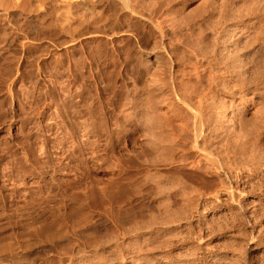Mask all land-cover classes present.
I'll return each instance as SVG.
<instances>
[{"label":"rangeland","instance_id":"374dc122","mask_svg":"<svg viewBox=\"0 0 264 264\" xmlns=\"http://www.w3.org/2000/svg\"><path fill=\"white\" fill-rule=\"evenodd\" d=\"M158 1L163 2V6L159 5V6H162V7H160L161 9L158 6L159 12L157 13V16L159 17V19H161V21L163 23V52L165 53L164 56L167 57V58H165V60H163L164 61L163 65H166L165 68H163V77H164V79H166V78L169 79L170 85H169V83H167L168 80L166 82L167 85L165 83L166 80H163V82H164L163 85L161 84L160 85L161 87L158 86V89H160L159 90L160 92L158 91V89L156 90L154 88H153V90L156 91V92H154L155 95H154V93H152L153 92L152 90L147 91V92H143L146 94H145V97L142 96V98H141L143 100L142 102L151 100V103H152V101L158 100L156 102L160 103L163 100L160 104L157 103V105H156L155 102H153L152 104H154L158 107L160 106V107L164 108L165 110H167V107H168V109L169 108L175 109L176 102L180 105V103L183 101V99L185 97H187L189 94V96H188L189 98L187 97L186 100H184V102L189 101V104L191 106L189 105L188 108L183 107L182 109L185 112L181 113L182 115L184 113L186 115L187 111H190V109L193 112H198L197 108L201 107L202 105L203 106L205 105L204 107L207 106L209 108L208 109L209 114L211 112L214 113L215 110H216L215 113L217 111L218 112L220 111V113L222 111H223V113L224 112L230 113L234 109L233 106H236L240 102L239 99H237L238 96L241 93L242 94L245 93V95L247 96L246 99H248V100H246V102H242L240 104L241 107L239 108V112H240V109L243 110V111L242 110L241 111H242L245 119L244 118L241 119V117H243V116H239L240 118L239 117L235 118L236 121H238L240 119V121L243 120L244 123L240 122V121L236 122L235 120H233L234 124L236 123L234 125L235 127L232 126L233 128L230 126V124L226 123L229 130L227 129V126H226L225 127L226 131L224 132L225 134L222 131H220L222 126L225 125V123H223L221 125L220 129H217L216 131L213 130L211 132L212 135L214 134V136L210 135L211 139H209V142H207V140H206V143H204V147L202 150H196V149H194L193 151L192 150H185V149H183V147H184L183 145H179L180 148H177L179 146H177V147L175 146L176 147L175 149H174V147H172V149H174V151L176 150L175 152L170 149L171 151L174 152L173 154L171 151H168V154H167L168 156L166 155V158L170 157V159H172V157L174 155L175 156V157H173V158H175V159H173L174 161L180 160V157L182 159V157H183L182 155H184L185 158H187L189 160L193 159L195 157H197V158L200 157V160H204V161H207L209 163L210 162L213 163L215 160H216V162H214V163H221L222 162L221 164H225V163L228 164V162H229V166H231L230 163L233 166H238L242 162H244L240 165L241 168L239 167L240 169H242V171L240 169H238L240 175L238 174L239 176L237 175L235 177H232L233 179L230 180L231 184H233L232 186H234L240 192V195L237 198L238 200L235 202L234 201L231 202L232 200L230 199V197H228V196L226 197L224 193H222V194L216 193L214 196L215 187H216L217 182L219 180L218 176H214V175H212V173H209V172H204V173L201 172L200 173V172H197L195 170H190V169H188V167L187 168L182 167L180 169L175 168L176 169V171H175V169H171L172 168V165H170L171 163H169V166H168V164H166V163H168V158L166 159L165 157L163 158V160L165 159L167 161L166 162H165V160L163 161V162H165V163H162V165L165 166V167H163L162 165H160V161H158L159 158L157 159V156H156V161L154 160L155 159V153H154V157H153L154 159L150 156L151 157L150 160H153L152 162L155 161L153 164L156 165V167L158 169L163 170V172L161 170H159L160 172L165 174V176H164L165 178L163 177V184H164L163 186L166 187L169 183H171L173 181L171 184H169V187L168 186L166 187V189H164L165 187H163L162 195L160 194L161 196H163V198H164L163 200H165V197H166V201L168 203L166 206L167 207L169 206V207L165 208L166 207L165 206V207H163V210H162V208H160V206H162L161 204L158 205L160 203V200H158L160 198V195L156 194L155 187H153V185L148 187L146 190H143L144 192L143 193L141 192L142 195L140 196V194H139L138 195L139 197L131 196L132 195L131 191L127 190L126 192L127 193L129 192L131 194L129 195V193H128V195H129L128 196L126 192L123 193V195L125 194L124 197L121 198L122 197V195H121V197H120L121 200L120 199L116 200V202L113 201L114 202V204H113V202H110V200L108 198H106L104 196L101 197L100 196L101 194L97 191V188L101 187V185L105 190H113V189L116 190V188L120 187V186L121 187L126 186L125 188L128 187L129 174L125 173L127 176H125V174H124L125 168L127 169L129 166V163L127 162V156L126 155L129 154V150L131 149L130 145L127 144L128 143L127 141L130 139L128 134L131 132L135 133V134L134 133L132 134V137L135 138V140L132 139L134 142L131 141V143L133 142L132 145L134 147H135L134 144H136L138 142V146L136 145L137 147H135V148L139 149V147H140V149H142L144 147V145H145V147L149 145V144L147 145V143L145 144V142H146L145 137L142 136V131L139 130L138 124L132 123V122H134L135 117L133 115H131V113H130V111H131V108H130L131 105L130 104L131 103L129 101H131V100L126 99L127 100L126 103H128V104H126V106H125L124 103H121V102H125V101H123L125 99L122 97H121V99L118 98L119 100H116L117 98H114V99L113 98H104L103 100H101L102 98H99L97 96H92V97H88V98L85 97V99H86L85 100L84 97H80V99H77L79 97L76 98V96H73V97H68L69 99L65 98V100L67 99V102H69L67 104L64 99L57 101L56 99H52L53 97L47 95V94H49L48 91H50L51 89H54V88L58 89V87H59L58 83L55 84L52 82V84H51V82H49V81H43V80L41 81L40 78L36 77L35 79H32L34 81V83L33 82L32 83L35 85V87L38 85L37 88H35V87H33L34 85L32 83L30 85V83H29L30 80L22 81V82H24V84H26L27 83L26 81H28L27 85L21 84L22 82L19 81L20 84H18V82H17L15 87L18 88L21 86L23 88V85H24L25 86L24 88L26 89V86H28V84H29V86L33 85L32 86L33 88L31 87V89H30V88H28L29 87L28 86L26 89L27 91H26L25 89H22L20 87L19 91L21 92V94L19 96L15 97V98L9 97V99H7V98L0 99V109H1L0 110V188H2V189H0V193L2 192V195H3L2 196L0 194V197H2V199H0V201L2 200L0 202L1 203L0 204V221H1L0 222V228L2 227L1 228L2 230L0 229V246H2L3 244L4 245L7 244L6 246L3 245L2 248L0 247V254H1L0 259H2V258L4 259V260L2 259V261H0V263H2V264H12V263L16 264L15 259L17 258L19 253L31 252L30 253L31 257H29L31 260L28 259V260H30L29 264H38V263H40V264H65V263L66 264H77V263L78 264H86L85 262H88L87 264H92L93 261H94L93 264H144V263H146V264H259V262L261 263L262 261L263 262L261 264H264V213H263L264 212V163H262L263 159H262V157L260 158V154H258L259 156H257V158L254 157L256 160L255 159L251 160L252 159L251 156L246 157L247 156L246 151H248V150H246L247 148L245 146V141H246V145L249 144V140H247V136L249 139H251L252 137H253L252 139H254V137L255 138L258 137L257 141H259V142H257V146H259V145L261 147L264 146L263 145L264 144V121H263L264 120V118H263L264 117V112H263L264 111V108H263L264 103H262L264 101L263 100L264 91H262V88L264 89V84H263L264 83V81H263L264 77L262 75L263 78L261 80L263 81V83H261L262 81L259 82V83H261L260 84L261 90H260V87L257 90L258 92L260 90L259 93L256 92V89L253 87V84L250 86L251 83L250 84H248L246 82L243 83L244 85L245 84L248 85V87H247L248 90L246 89V87L243 88V84L241 85V88H240V85L239 84L237 85L235 83L236 82L239 83V80L241 81V79H239V80L237 79L236 82L234 83V81L236 79V77H234V76H237V75H235L236 74L235 72H232V74H231L234 81H233L232 77L229 78L230 75L228 76V74H230V73L225 74L226 73L225 71H221V72H225L224 74L221 75V72L219 69H223L222 67L225 65H223L222 62L217 64V62H219V61H217L216 58H215L214 62H216V61L217 62L213 63L214 65L209 64L206 60L209 59V62L212 63L213 60H211V59H213L214 56H212L210 54H209V56H208V54H206V55L203 54V55H205L203 57L201 51H199V48L196 50V47H197L196 45L198 43H200L197 41H199L202 37H203L202 39H204V37H206V36L208 37L211 34L212 37L218 38L219 35L221 34V32H223V30H224L223 28L227 27L226 28V32L228 31L227 33L231 32V30L236 28L240 24L238 19L241 17H243L241 19L245 21L246 18L249 16L247 18V21H245V23H249L251 20L250 19L251 15L247 14L248 11H246V14L244 12H242V14H239L237 16L236 15L235 16L233 15L231 17L227 16L226 12H227V10L229 11L228 8H230L229 3H228V5H226L227 2L225 3V1H227V0H225V1L224 0H221V1L220 0H205V1L204 0H194V1L193 0H179V1L178 0H158ZM246 1H249V0H245L244 2H246ZM235 2L240 4L239 2H242V1L236 0ZM259 2L261 4L262 3L264 4V0H262V1L258 0V5H260ZM210 3L212 5V7L207 8L208 5H210ZM194 4H195V6H196V4L207 5V7L205 6V8L207 10L205 8H203L201 5L200 6L197 5V6H198V8L200 7V8L205 9L209 14L207 12L204 14H201L202 12L200 11L201 15L199 16V18H197V14H196V16L193 17L192 21L194 23H192L190 21H189V23L188 22H180L177 14H179L178 12H180L181 8L182 7H183V9L186 8V11H188V9L191 8L190 6H194ZM195 6L192 7L191 9L194 10ZM226 6H228V7L226 8ZM212 8L215 10H212ZM216 9H219L218 12ZM209 10H210V12H209ZM176 11H178V12H176ZM198 11L196 13H198ZM215 11H216V13H215ZM174 12L177 13V14H175V16L173 15ZM203 12H205V11H203ZM167 14L168 15L171 14V15L168 16ZM219 14H221L220 16L222 18L219 16ZM224 14H225V16H224ZM204 15H208V17L204 16ZM240 15H241V17H240ZM246 15H248V16H246ZM225 17L227 18L226 20H225ZM194 18H195V20H194ZM248 20H249V22H248ZM177 21H178V23H180V24L183 23L184 25L182 24L183 25L182 26V25L176 23ZM206 22H208L209 24H211L213 22L214 26H213V24H211L212 29L210 28V25L206 24ZM190 23H191V25H190ZM204 23L206 24V28H205ZM224 24L226 25V27H224L225 26ZM207 25H208V27H207ZM209 28H210V30H209ZM197 31H198V33H197ZM201 33L204 36L201 35ZM173 34H175V35H173ZM200 36H201V38L199 39ZM192 40L193 41L195 40L196 43H195V41L193 42ZM170 41H172V42H170ZM202 41L204 42V40H202ZM189 42H193L194 45L192 43H189ZM203 42L201 44H203ZM259 43L256 44L255 48L259 49V46L262 47L264 45L263 44L264 42L262 44L261 43L259 44ZM191 44L194 46L193 47V48H195L194 50L191 48V46H192ZM201 44H198V46ZM202 46H204V44L199 46V47H201L200 49H202ZM240 46L243 47L244 45L241 44ZM217 47L220 50V47L219 46H217ZM217 47L215 48V50L216 49L218 50ZM261 47L259 50H262L261 51L262 53L260 51L259 52L261 54H263V57H264V53H263L264 47H263V49ZM190 48L194 52H191ZM239 49H241V48L239 47ZM244 49H246V47ZM197 51H198V53H197ZM214 52L211 54H213V55L215 54L216 57L219 56V54H218L219 51L215 52V53ZM210 56H212V57H210ZM206 57L208 59H206ZM263 57H261V58L263 59ZM166 59L167 60L169 59V60L167 61L168 63L165 64ZM206 62H207V64H206ZM221 63H222V65H221ZM224 64H226V63H224ZM209 66H210V68L207 69ZM165 69H167V70H165ZM260 69L262 70L263 68L261 67ZM194 70H195V72H194ZM207 70L210 71L212 78L214 76V81H213V79L210 80L211 76H209L210 79H208L209 77L208 78L206 77V75L207 76L210 75L209 72L207 73ZM218 70H219V72H218ZM169 71L171 74L170 73L168 74ZM262 71H264V69ZM262 71H260V72H262ZM212 72H213V75H212ZM205 73H207V74L205 75ZM215 73L218 75L216 76ZM233 73H235L234 76H233ZM164 74L165 75L167 74L169 76L166 77ZM262 74H264V73H262ZM170 75H172V76H170ZM227 76H228V78H227ZM170 77H172L173 80L170 79ZM178 78H179V80H178ZM219 78H220V80H223V81H220ZM37 79H39V80H37ZM175 79H177V81ZM36 81H38V82H36ZM183 81H184V83H183ZM41 82L45 85H43ZM46 82H48V84L50 83L51 87L49 85H47ZM174 82L176 85L174 84ZM220 82L224 84L223 86H225V84H227V85L225 87H223L222 85H220L221 84ZM225 82H227V83H225ZM62 83L64 84V82H61L60 84H62ZM63 84L60 86L63 87L65 85V84L64 85ZM187 84L190 87H188ZM231 84L233 87H235V85H237L239 87L236 86L237 89H236V87L232 88V86H230ZM262 84H263V86H262ZM40 85H41V87H40ZM254 85L259 86L258 83L254 84ZM53 86H54V88H53ZM162 86H164V87H162ZM171 86H172V89L170 88ZM173 86H174V88H173ZM175 86H177V87H175ZM228 86L231 87V88H229V89H231V92H230V90L228 91L225 89ZM62 87H59V89H61ZM250 87H251L252 91L250 90ZM39 88L40 89L43 88L42 92L40 91L42 95H37L39 92V91L37 92V89L40 90ZM47 88H49V89H47ZM77 88L80 89L79 87H77ZM28 89L30 91H32V93L30 92V94H26L27 97H25L24 93L28 92L29 91ZM176 89H178V90H176ZM188 89H191L192 91L188 90ZM21 90H23V92ZM173 90H175V91H173ZM241 90H242V92H241ZM245 90H247V91H245ZM185 91H187V92H185ZM189 91H191V92H189ZM148 92H151V95L153 94L154 100L150 97L148 99V96H146L148 94ZM169 92H171V93L169 94ZM251 92H254V93H251ZM161 93H163V94H161ZM231 93L233 96L231 95ZM233 93L236 95H234ZM260 93L262 95H260ZM35 94L37 96H35ZM248 94H250V95H248ZM22 95H23V97L20 98V96H22ZM31 95L34 97H37V98H34ZM185 95H187V96H185ZM217 95H218V97H217ZM41 96H43V97H41ZM161 96H163L162 99H161ZM182 96H185V97H182ZM212 96H214V97H212ZM220 96H221V102L219 100H217V99H219ZM249 96H251V97H249ZM50 97H51V99H50ZM95 97L98 100H96ZM222 97H224V98H222ZM90 98L91 99L93 98V99L90 100ZM3 99H6V100H3ZM72 99H73V101H72ZM99 99H100V101H99ZM109 99L111 100V102ZM144 99H146V100H144ZM159 99H161V100H159ZM187 99H189V100H187ZM204 99H205V101H204ZM228 99L229 100L231 99V100L227 101ZM250 99H252V100H250ZM256 99H260V100L257 101ZM54 100L57 101V104L59 107L57 106V104L55 103L56 101H54ZM104 100L106 101V103H104ZM190 100H192V101H190ZM214 100H215V102H214ZM216 100L218 102H220L219 104H221V103L224 104L223 105L224 107H222V105L220 106L216 102ZM167 102H169L170 105ZM228 102H230V103L232 102L233 105L231 106V104H232L231 103L230 104L231 107H230ZM54 103H55V106H54ZM171 103H173L174 105ZM213 103H215L216 105ZM235 103H237V104H235ZM65 104H66L67 108L64 107ZM83 104H84V106H82ZM87 104H89V105H87ZM165 104L168 106H166ZM62 105H63V108H66L67 111H68V109L70 110V107L72 106V109L70 110V112L72 110H73V112H71V114H70L69 111L67 112L65 109H64L65 111H63ZM122 105H123V107L125 106L124 107L125 110L123 109ZM214 105H215V107L216 106H218V107H216V109H215V107H214V109H212ZM226 105H227V107L229 106V108H227ZM21 106H23V108ZM165 106H166V108H165ZM170 106H172V107H170ZM195 107L197 110L195 109ZM207 107H206V109H207ZM210 107H211L212 111H210L211 110ZM221 107L224 109L222 110ZM225 107L227 109H225ZM75 108H78L77 109L78 112L76 111ZM201 108H203V107H201ZM260 108H261V111H260ZM74 109H75V112H74ZM80 110H82V113H84V110H85V113L82 114ZM165 110H163V111H165ZM169 110H167L165 112L167 114L169 113V115H171V117H172V118L170 117L171 121L172 120L174 121V122L172 121L173 126L176 127L177 124H179V122H181V119H180L181 114H179L180 117L178 116V114H177V116H175L172 113H170ZM180 110L179 111L175 110V111H178L176 113H179ZM183 110H181V111H183ZM118 111H121L122 115L124 114L123 112H128L125 114H128V115L130 114L132 117H134V119H132L131 116L129 115V116H125V118L122 121V119L121 118L119 119L118 117H123V116ZM114 112L115 113L117 112L116 114L117 115L119 114V116H117ZM260 112L262 115L259 114ZM79 113L82 115L83 119H82V117H80L81 115ZM112 113H113V115H112ZM64 116L66 118H68L70 116L71 119L70 118L69 119L71 121L75 119L73 121V123L78 118L80 120L78 119L77 124L75 122V125H77V126H75L74 124L71 125L69 122L67 123L65 121L68 125L69 124L71 125V126L69 125L70 126L69 127L67 124L64 123V120L66 119V118H64ZM92 116L93 117L97 116V118L100 116L101 117L103 116L102 118H98V120H100V121L102 119H106L107 116H108V118L110 116L111 117L113 116L112 119L116 118L114 120L109 119L110 122L112 123V124H110V126H112L114 124V127H115L116 122L118 125L117 129H116V127L115 128L112 127V129L114 128L113 129L114 130V136L115 135L119 136V137L115 136V140L117 139L116 141H118L116 148L110 147L111 148L110 149L109 146H108V148H106L107 145L103 144L105 142H103L101 145V142L100 143L96 142L95 136L91 137L92 135H90V137H88V138L86 136H83V135H82L83 138H80L81 136L79 137V140L81 139V141L86 139L87 144H86V140H85L81 144L77 143L78 141L74 142V145H71V143H73V142H71V139H73V138L69 139V138L64 137V136L68 137L67 133L69 132L71 127H73L74 129L77 128V130H80L83 127L81 129L82 132L80 131L81 134L84 132H88L89 131L88 129L91 125L92 126L90 127V130L98 128L99 124L97 125V123H96V122H98V120L96 121L95 118H93ZM89 118H92V121H90L91 119H89ZM260 118H261V120H260ZM125 119L127 121L130 119V121H128V123L124 122V121H126ZM84 121L86 122V124ZM93 121H94V123H93ZM113 121H115V122L113 123ZM121 121H122V123H121ZM78 122H80L84 126H82V125L79 126L80 123L78 124ZM87 122H88V124H89V122H91L92 124L90 123L89 125H87ZM119 122L121 125L118 124ZM93 124H95V125H93ZM133 124H136V125H133ZM166 125H163V127L164 126L166 127ZM256 125H257V127H256ZM167 126H169V125H167ZM171 126H169V127L171 128ZM86 127L88 129H86ZM169 127H167V129ZM225 128L222 130L224 131ZM84 129H86L87 131H84ZM237 129H240V130H237ZM66 131H67V133H66ZM116 131L118 133H120L121 131L122 132L120 134H118V133L116 134ZM127 131H129L128 134L125 133ZM229 131H230V133H228ZM239 131H240L239 135H241L240 138H242L241 141L244 144L239 140V136L236 135V134H238L237 132H239ZM232 132H234V133H232ZM241 133H243V135ZM251 134H252V136H251ZM244 135L245 136L247 135V136L245 137ZM253 135H255V136H253ZM258 135H260V136H258ZM84 137H86V138H84ZM143 137H144V140H143ZM212 137L213 138L217 137V138L213 139ZM220 137L224 140H222ZM90 138H95V139L90 140ZM230 138H232V139H230ZM226 139H227V141H225ZM67 140L69 141V143H66ZM92 140L95 141L97 144L95 142H93V143H95L93 145V143H91ZM229 140L230 141L232 140V141L230 142ZM237 140H239V141H237ZM247 141H248V144H247ZM235 142L237 144H235ZM83 143H85V144H83ZM231 143H232V145H231ZM90 144H92L93 147H91L92 145H90ZM140 144H142V145H140ZM233 144L235 145V147L233 146ZM241 144H243V145H241ZM68 145H69V148H68ZM77 145H78V147H77ZM118 145H120V146H118ZM238 145H240V146H238ZM86 146H87V148H86ZM97 146L99 147V152L97 151V149H98ZM101 146L104 148H102ZM209 146H211L212 148L210 149ZM241 146H245L244 148L246 151L244 150L245 151L244 153H243L244 148H241ZM71 147H73V148H71ZM74 147L78 148V149L76 150ZM79 147H81V150L84 149L83 151H85V152L81 151V153H80ZM228 147H229V149L230 148L231 149L229 150ZM62 148L63 149L65 148L64 149L65 151ZM205 148H206V150L208 149L209 152H208V150L205 151ZM225 148H226V150L228 149L229 151L227 150L228 151L227 152L225 150ZM234 148H236V149L234 150ZM104 149H105V151H103ZM213 149H215V150H213ZM216 149H217V151H216ZM57 150H59V151H57ZM101 150L103 153L101 152ZM144 150H146V149H144ZM147 150L149 151V149H147ZM178 150H180V151H178ZM210 150H211V154H210ZM68 151H71L69 153V155L67 153ZM76 151H78V152H76ZM93 151H94V153H93ZM62 152H64V154ZM65 152L67 154H65ZM72 152L75 155H72L73 154ZM82 152H83V154H82ZM170 152H171V154H170ZM239 152H241V153H239ZM92 153H93L92 157H94V158L91 157ZM219 153H220V155H222V153H223L224 155H227V156L222 155L223 158H222V156L219 157ZM247 153L249 154V152H247ZM61 154L65 155V157L62 156ZM81 154H82L81 157L83 158V160L79 157V155H81ZM101 154H102V157L104 156L103 159H102V157H100ZM122 154H124V155H122ZM150 154H151V152H150ZM59 155L62 156L63 158L61 159V157ZM97 155H98V157H97ZM151 155L153 156V154H151ZM206 155H207V157H206ZM244 155H246V156H244ZM55 156L56 157L58 156L57 159ZM202 156H203V158L201 159ZM258 157H259V159H258ZM78 158H79V161H78ZM105 158L107 159L106 160L107 162L105 164H103L102 169L100 167L99 168L97 167V170H95V171L92 170L93 168L91 167V165L94 166L95 164L96 165H98V163L100 164V162H105L104 161ZM204 158L205 159L208 158L209 160L213 159V160L209 161L208 159L205 160ZM218 158H220L221 161L218 160ZM224 158H226L229 161H227ZM242 158L243 159L246 158V159L243 160ZM72 159H74V160H72ZM96 159H99V162H97ZM101 159L103 161H101ZM248 159L251 161L249 162ZM52 160H54L53 161L54 163L52 162ZM55 160L56 161L58 160V162H59L58 166H60V168L58 167L60 173L56 174L57 175L56 178H55L56 175L52 174L53 168H54V167L52 168V166H54V164L57 163V162H55ZM80 160L82 163L80 162ZM234 160L236 162H234ZM240 160H242V161H240ZM85 161L88 163L91 162L90 163L91 165L88 163L84 164L83 162H85ZM157 161H158V164H156ZM254 161H256L257 163ZM92 162H94L93 163L94 165L92 164ZM117 162H118V165H117ZM233 163H235V165ZM7 164H8V166H7ZM51 164H52V166H51ZM82 164H84V165H82ZM236 164H238V165H236ZM85 165H87L86 166L87 168L85 167ZM126 165H128V166H126ZM173 165H176V163ZM88 166H90V167L88 168ZM158 166H160L161 168H159ZM223 166H225V165H223ZM225 167H228V165H226ZM243 167L246 169L244 170ZM64 168H65V170H64ZM85 169L89 173H86ZM172 170H174L175 172ZM179 170H180V172H179ZM194 171H195V173H194ZM119 172H121V174ZM186 173H188V174H186ZM5 174H7V175H5ZM208 174H209V176H208ZM87 175H89V177H87ZM196 175H198V176H196ZM166 176L168 178V181L166 179ZM210 177L211 178L214 177L211 179V180H213L212 181L213 184L210 180ZM90 178H93L92 180H94L95 182L97 181V182L92 183V180ZM174 178H178V179H176L177 182ZM203 178H204V180H203ZM56 179H57V181H56ZM83 179H85V180H83ZM181 179L183 180V183L186 182V184L188 183L187 185H190V186L186 185V187H184L185 184H183L184 185L183 189H185V190H183L184 193H183V191H181L182 189L177 185L179 180H180L179 183L182 184ZM170 180H172V181H170ZM164 181H167V182L164 183ZM123 182H124V184H122ZM173 184H175L177 186H175ZM116 185H117V187H116ZM171 185H173V186H171ZM197 185H199V186H197ZM213 185L215 187H213ZM106 186H107V188H105ZM188 187H189V189H188ZM167 188H169V190ZM195 188H196V190H195ZM209 188H211V189H209ZM34 189H36V190H34ZM244 189H246V190H244ZM166 190H168V191H166ZM191 190H192V192H191ZM194 190L197 191L198 193L195 192ZM203 190H205V191H203ZM243 190L245 192H243ZM153 191H154V193H153ZM3 192H4V194H3ZM189 192H191V194ZM193 192H195V193H193ZM206 192L207 193L210 192V193L207 194ZM86 193H88V194L86 195ZM203 193H206V194H203ZM82 194H83V196H82ZM116 195L118 196L119 194H116ZM150 195L151 196L157 195L156 197H151V198L153 199V201L155 203H157V204H155V207L157 208V206H159V209L158 208L153 209L155 207H153L151 209L145 208L144 212L141 209V210H139L140 215H138V213L132 212V211H134L131 208L133 205L132 203L136 202V200H137L138 203H136V204L138 205V207H140L142 203L146 204L145 202L150 199ZM198 195H200V196L198 197ZM125 196H127L126 197L127 199H125ZM207 196H208V198H207ZM99 198H101V199H99ZM118 198H119V196L117 197V199ZM133 198L135 199V201ZM32 201H34V202H32ZM117 202H119L120 204ZM178 202H180V203H178ZM121 203L122 204L125 203V204H123L124 206ZM194 203H196V204H194ZM251 203H253V205ZM80 204H83V205L85 204V207L83 205L82 206L84 208L87 207L88 209L87 208H86L87 210L82 209L83 207L81 206L82 207L81 208L79 206ZM192 204H194V207ZM8 205H10V206H8ZM119 205H121V206L119 207ZM153 205H154V203H153ZM247 205H248V207H247ZM106 206H107V208H106ZM75 207L76 208L78 207V208L76 209ZM124 207H126V208H124ZM123 208L126 210H124ZM78 209H80L79 212H78ZM244 209H247V210H244ZM84 210L86 211L85 212L86 214L83 212ZM159 211H161V212H159ZM82 212L85 215H83ZM118 212H120V213H118ZM123 212L126 213L127 215L124 214ZM78 213H82V214H78ZM147 213H149L150 215ZM77 214H78V217H80L81 215L85 216L84 218L87 219L86 221L89 223V226L94 227L93 229H91L92 231L89 232L91 234H89V235L84 234V236L86 235L85 237L83 236V234H81L82 236L81 235L79 236V234L77 233V230H79V227L81 229L82 226H84V223H87V222L84 220V218L82 219V216L78 219L79 220L82 219L85 222L83 223L82 220H80V221L83 224L81 222H78V219L76 216ZM70 215H72V216H70ZM22 216H23V218H22ZM120 216H122V217H120ZM155 217H157L158 219H156ZM211 217H213V218H211ZM135 218H137L138 222H140V223L143 222L142 223L143 225L138 223L139 226L141 225L140 228H139L137 222L134 220ZM74 219H76L75 222H74ZM149 219H152V220H149ZM177 219L179 222L177 221ZM143 220L146 223H144ZM154 220H156V221H154ZM88 223H87V225H88ZM92 223H93V225H91ZM132 223H134L135 225ZM155 223H157V224H155ZM80 225H82V226H80ZM147 225H148V227H147ZM4 226H6V227H4ZM33 226H35V228ZM45 226H48L49 228L45 227ZM135 228H137V230ZM149 228H151V231H153V233H154L153 234L154 238L151 240V241H153V240L154 241L150 242V244L148 243L147 245H145L147 247L142 246L144 249L141 248L140 249L141 251H139V250H137L134 242H136L138 238H139V241H140V238L142 240L141 236L143 235V232L144 231L145 232L150 231ZM44 229L47 230L48 232H52V234H53L52 239L47 238L48 240H46V237L44 236L45 235ZM147 229H149V230H147ZM48 232H46V234H48ZM75 232H76V234H75ZM145 232H144V234H145ZM40 233L41 234L43 233L44 235H41ZM35 234H37L38 236L37 235L35 236ZM155 234L157 237L155 236ZM139 235H140V237H139ZM135 239H136V241H133ZM56 240H57V243H56ZM5 242H6V244H5ZM239 242H240V244H239ZM10 244H11V246L9 247L8 245H10ZM49 244H51L52 246ZM42 245H48L49 247H51V249H46V250H44L45 248L41 249ZM3 247L5 248V250H3ZM1 249H2V251H1ZM117 249L121 250V252L118 251ZM96 251L97 252L99 251L98 253L100 254V257H102V258H100V260L99 259L97 260V258H95L97 256ZM95 253H96V255H95ZM91 255L95 256L94 257L95 259L93 257H91ZM84 258H87L88 260L86 261V259H84ZM91 258H93V259H91ZM82 259L85 262H83ZM89 260H90V262H89ZM95 260H96V262H95ZM10 261H12V262H10ZM98 262H100V263H98Z\"/></svg>","mask_w":264,"mask_h":264},{"label":"bare ground","instance_id":"6f19581e","mask_svg":"<svg viewBox=\"0 0 264 264\" xmlns=\"http://www.w3.org/2000/svg\"><path fill=\"white\" fill-rule=\"evenodd\" d=\"M179 1V0H178ZM194 1V0H193ZM205 1V0H204ZM221 1V0H220ZM225 1V0H224ZM223 1V2H224ZM236 0H227L225 1V3L227 2L226 5H228L229 3V11L227 10V16L231 17V16H237L239 14H242V12H244L246 14V11L247 14L251 15L250 17V22L248 20L249 23H245V21H247V18L249 17L248 16L246 18V20H242L241 18V15L238 19V21L240 22V24L234 28L233 30H231V32L227 33L226 32V25L224 27L226 28H223V32H221V34L219 35L218 38L216 37H212L211 34L207 37H204V39L201 38V36L199 37V41L197 42H200L198 44H201L203 42L204 46H202V49H200L201 45L198 46V44L196 45V50L199 48V51H201L202 53V56L204 57L206 54H209L214 56L212 63L209 62V59L206 57V60L209 64H213V63H216L217 61V64H219L220 62L223 63V66L222 68L223 69H219L220 72L221 71H225V72H221V75L222 74H227V73H230L228 74L229 78L232 77L231 74L232 72H235L233 73V76L234 74L237 75V76H234L236 77L234 83L236 82V80L238 79H241V81L239 80V83H235V84H239L240 85V88H241V85L246 82L248 84H250V86L253 84V87L256 89V92H258V88L260 87V84L263 83V81L261 80L263 77H264V71H262L264 69V57H263V54H261L262 50H259L261 46H259V49L255 48L256 47V44L257 43H263L264 42V4L260 3V5H258V0H249V1H246L244 2L245 0H240L242 2H239L240 4H238L237 2H235ZM239 1V0H237ZM260 1V0H259ZM262 1V0H261ZM192 2V1H191ZM203 2V1H202ZM213 2V1H212ZM211 2V3H212ZM218 2V1H217ZM167 3V2H166ZM201 3V2H200ZM205 3V2H204ZM201 5L203 8H205V6L207 8H211L212 5ZM222 3V2H221ZM207 4V3H206ZM213 4V3H212ZM219 4V3H218ZM224 4V3H223ZM159 5H162L163 6V2L162 1H158V0H0V99L2 98H7L9 99V97H17L21 94V92L19 91V88L21 87H15L17 82L18 84L19 81L22 82V81H25V80H30L29 83L31 85V83L34 81L32 79H35L36 77L37 78H40L41 81H49L55 84L58 83L59 87H62L60 85L61 82H64V86L59 89H55L54 86L53 88L54 89H51L49 92V96L53 97L52 99H56L57 101L58 100H62L65 98L69 99L68 97H73V96H76L79 97L77 99H80V97H92V96H97L99 98H102L101 100H103L104 98H117L116 100H119L122 98H124L125 102H121V103H124L125 106L127 102L126 99H130L131 101H129L131 104L130 108H131V115H133L135 117H132V119H134V122L132 123H137L138 124V127H139V130L142 131V136L145 137V144L147 143L148 146L145 147L144 145V149H149V151L147 150H144L143 148L140 149H137L135 147L138 146V142L135 145V147L132 145L133 144V140H135V138L132 137V134L134 132H131L129 133V131L125 132V133H129V137L130 139L127 141L128 145H130V150H129V154L126 155L127 156V162L129 163V166L128 168L126 169L125 168V172L124 174L128 173L129 174V182H128V187L125 188L126 186H123V187H117L116 185V190H105L102 185L101 187L97 188V191L101 194L100 196H104L106 198H108L110 200V202H116V200H121V198L124 197L123 193H125L127 190L128 191H131L133 197H139L138 195L140 194V196L142 195L141 192L143 193L144 191L143 190H146L148 187L152 186L155 187V191H156V194L157 195H162V192H163V177L165 176L163 172V170L161 169H158L156 167V165H154L153 163L156 161V156H157V159L158 161H160V165H162V163H165L167 160H165V162H163V158L165 157L166 158V155L168 154V151H171L179 146V145H183V149L185 150H202L203 147H204V143H206V140L207 142H209V139H211L210 135H212V131H216L217 129H220L221 125L223 123H225L224 126H222L221 130L223 133L226 131V126L227 124H230V126H234V121H236L235 118L239 117V116H243V113H242V109H240V112H239V108L241 107V103L242 102H246V95L245 93H241L237 99H239V104H237L236 106H233L234 109L230 112V113H227V112H224L223 113V109L222 107H224L223 105L224 104H219L221 102V96L219 97V100L220 102H218L216 100V102L221 106L222 105V112L220 113V111L217 113H214L211 112L210 114L208 113V107L206 109V107H204L203 105L201 107H198L195 109L198 111V112H193L190 108V111H187V114L185 115V113L182 115L181 113L185 112L182 108L183 107H189V101L187 102H184V100H186L187 97L185 96H182V97H185L183 99V101L180 103V105L176 102L175 104V109L174 108H169L167 107V110L170 111V113H172L173 115L179 116V114H181V122H179V124H177L176 127L173 126V123L171 121V115H169V113L167 114L165 111L164 108L162 107H158L156 106L157 103L160 104L159 102H156L158 100H155V101H152L156 103V105L152 104L151 103V100L150 101H145V102H142L143 100L141 99L142 96L145 97V94L146 93H143V92H147V91H150L152 90L151 92L154 93L156 91L153 90L154 89H158V86H160L161 84L163 85V80H166L165 83H169V79L166 78L164 79L163 77V68H165L166 65H163V60H165V53L163 52V23L161 21V19H159V17L157 16V13L159 12V8L162 7V6H159ZM183 5V4H182ZM194 4L195 6V9H191L192 7L194 6H190L191 8L188 9V11H186V8L183 9V7L181 8L180 12H178L179 14L177 13H173V15L175 16V14L178 15L179 17V20L180 22H192L194 23L192 20H193V17L196 16L197 14V18H199V16L201 14H204L206 13L207 9H203V8H198V5ZM215 5V4H214ZM220 5V4H219ZM159 6V8H158ZM166 6V5H165ZM197 7V8H196ZM216 7V6H215ZM228 6H226L227 8ZM180 8V7H179ZM178 8V9H179ZM188 8V7H187ZM220 8V7H219ZM161 9V8H160ZM168 9V8H167ZM197 9V10H196ZM200 9V10H199ZM223 9V8H222ZM165 10V9H164ZM185 10V11H184ZM196 10V11H195ZM199 10V11H198ZM205 12H203V11ZM212 10H215L212 8ZM217 12L219 9H216ZM226 10V9H225ZM166 11V10H165ZM173 11V10H172ZM175 11V10H174ZM198 11V13H196ZM200 11L202 12L200 14ZM222 11V10H221ZM210 12V10H209ZM224 12V11H223ZM229 12V13H228ZM208 13V12H207ZM216 13V11H215ZM225 13V14H226ZM209 14V13H208ZM224 14V16H225ZM229 14V15H228ZM163 15V14H162ZM168 15V14H167ZM171 15V14H170ZM168 15V16H170ZM176 15V16H177ZM218 15V14H217ZM221 14H219L220 16ZM173 16V17H174ZM204 16H207L208 15H204ZM226 16V17H227ZM162 17V16H161ZM206 17V18H207ZM221 17V16H220ZM219 17V18H220ZM225 17V20L227 19ZM175 18V17H174ZM177 18V17H176ZM196 18V17H195ZM194 18V20H195ZM196 18V19H197ZM201 18V17H200ZM204 18V17H203ZM210 18V17H209ZM214 18V17H213ZM222 18V17H221ZM220 18V19H221ZM234 18V17H233ZM172 19V18H171ZM211 19V18H210ZM209 19V20H210ZM230 19V18H229ZM232 19V18H231ZM164 21V20H163ZM211 21V20H210ZM230 21V20H229ZM237 21V20H236ZM237 21V22H238ZM214 22V21H213ZM213 22L211 24H213ZM178 23V21L176 22ZM227 23V22H226ZM165 24V23H164ZM180 24V23H178ZM177 24V25H178ZM183 23H181L180 25H182ZM199 24V23H198ZM205 24V23H204ZM206 24L210 25V28H211V24H209L208 22H206ZM206 24H205V28H206ZM166 25V24H165ZM184 25V24H183ZM182 25V26H183ZM191 25V23H190ZM207 25V27H208ZM197 26V25H196ZM214 26V24H213ZM204 27V26H203ZM209 28V30H210ZM221 28V29H222ZM229 28V27H228ZM233 28V27H232ZM190 29V28H189ZM208 29V28H207ZM212 29V28H211ZM187 30V29H186ZM205 30V29H204ZM170 31V30H169ZM203 32V31H202ZM174 33V32H173ZM198 33V31H197ZM168 34V33H167ZM165 35V34H164ZM175 35V34H173ZM194 35V34H193ZM201 35H203L201 33ZM218 35V34H217ZM204 36V35H203ZM216 36V35H215ZM175 37V36H174ZM191 37V36H190ZM197 37V36H196ZM173 39V38H172ZM193 41V40H192ZM195 41V40H194ZM193 41V42H194ZM172 42V41H170ZM193 42H189V43H192L194 45ZM196 43V41H195ZM259 43V44H260ZM191 44V45H192ZM244 45L243 47L240 46V45ZM264 44V43H263ZM183 45V44H182ZM191 46V48L194 50L195 48H193L194 46ZM219 46L220 47V50L219 48L217 47ZM190 47V46H189ZM218 48V50L216 51L215 48ZM239 47L241 49H239ZM246 47V49H244ZM248 47V48H247ZM264 45L261 47L263 49ZM190 48V50H191ZM193 50H191V52H194ZM264 50V49H263ZM183 51V50H182ZM218 52L219 51V56L216 57V55L214 54H211L213 52ZM261 53H260V52ZM204 52V53H203ZM214 52V53H215ZM190 53V52H189ZM196 53V52H195ZM198 53V51H197ZM264 53V52H263ZM177 54V53H176ZM191 54V53H190ZM205 54V55H203ZM189 55V54H188ZM196 55V54H195ZM262 55V56H261ZM210 56V57H212ZM202 57V58H203ZM219 57V58H218ZM263 57V59L261 58ZM196 58V57H195ZM216 58V62H214ZM218 58V59H217ZM169 60V59H168ZM166 59V63H168V61ZM173 60V59H172ZM194 60V59H193ZM199 60V59H198ZM210 60V61H211ZM206 62V64H207ZM221 63V65H222ZM226 63V64H224ZM205 64V65H206ZM208 64V65H209ZM260 64V65H259ZM203 65V64H202ZM214 65V64H213ZM164 66V67H163ZM217 66V65H216ZM263 68L262 70L260 68ZM193 68V67H192ZM207 68V67H206ZM210 66L207 68L209 69ZM221 68V67H220ZM170 69V68H169ZM182 69V68H181ZM199 69V68H198ZM167 70V69H165ZM211 70V69H210ZM218 70V72H219ZM262 71V72H260ZM165 72V71H164ZM195 72V70H194ZM209 72L210 74V71L207 70V73ZM166 73V72H165ZM170 73V71L168 72V74ZM177 73V72H176ZM189 73V72H188ZM205 73V75L207 74ZM217 73V72H216ZM215 75L217 76L218 74ZM171 74V73H170ZM165 75V74H164ZM175 75V74H174ZM212 75H213V72H212ZM263 75V77H262ZM166 77H168L169 75H165ZM172 76V75H170ZM210 75H206V77L208 78ZM220 76V75H219ZM227 76V78H228ZM240 78H239V77ZM193 77V76H192ZM238 77V78H237ZM243 77V78H242ZM245 77V78H244ZM221 78V77H220ZM219 78V80H220ZM224 78V77H223ZM170 79H172V77H170ZM210 79V77L208 78ZM214 81V76L212 78L211 76V79ZM218 79V78H217ZM222 79V78H221ZM225 79V78H224ZM32 80V81H31ZM39 80V79H37ZM173 80V79H172ZM177 81V79H175ZM179 80V78H178ZM226 80V79H225ZM224 80V81H225ZM228 80V79H227ZM230 80V79H229ZM212 81V82H213ZM220 81H223V80H220ZM232 81V80H231ZM262 81V82H261ZM28 83V81H26ZM38 82V81H36ZM35 82V83H36ZM186 82V81H185ZM200 82V81H199ZM261 82V83H259ZM24 84V82H22L21 84H24V85H27ZM32 83V84H33ZM42 83V82H41ZM47 85L50 86V83L48 84V82H46ZM166 83V85H167ZM184 83V81H183ZM187 83V82H186ZM221 83V82H220ZM219 83V84H220ZM227 83V82H225ZM231 83V82H230ZM259 84V86L257 85H254V84ZM43 84V83H42ZM173 84V83H172ZM171 84V85H172ZM175 84V82H174ZM182 84V83H181ZM190 84V83H189ZM203 84V83H202ZM233 84V83H232ZM232 84L230 86H232ZM264 84V83H263ZM262 84V86H263ZM23 85V88L22 89H25ZM34 85V84H33ZM32 85V86H33ZM45 85V84H43ZM42 85V86H43ZM54 85V84H53ZM170 85V83H169ZM176 85V84H175ZM220 85H224L223 83H221ZM227 84H225L226 86ZM234 85V84H233ZM235 85V87L237 86ZM19 86V85H18ZM29 86V84H28ZM26 86V89L27 87ZM32 86H29L28 88L31 89ZM38 86V85H37ZM37 86L35 87V85L33 87L37 88ZM56 86V85H55ZM188 86V84H187ZM209 86V85H208ZM221 86V87H222ZM223 86V87H225ZM32 87V88H33ZM41 87V85H40ZM45 87V86H44ZM48 87V86H47ZM51 87V86H50ZM49 87V88H50ZM77 87H79L80 89H78ZM161 87V86H160ZM164 87V86H162ZM177 87V86H175ZM190 87V86H188ZM232 86V88H235ZM239 87V86H237ZM236 87V89H237ZM248 87L247 84H243V88ZM47 88V89H49ZM57 88V87H56ZM167 88V87H166ZM172 89V86L170 87ZM169 88V89H170ZM174 88V86H173ZM213 88V87H212ZM228 88V89H227ZM231 87H226L225 89L226 90H230L231 92V89H229ZM18 89V90H17ZM25 89V90H26ZM40 89V88H39ZM43 89V88H42ZM42 89L38 90L37 89V92L38 94L37 95H42L41 92H42ZM223 89V88H222ZM24 90V91H25ZM29 90V89H28ZM34 90V89H33ZM46 90V89H45ZM160 89H158L159 91ZM164 90V89H163ZM178 90V89H176ZM188 90H191V89H188ZM233 90V89H232ZM248 90V89H247ZM245 90V91H247ZM250 90H251V87H250ZM249 90V91H250ZM260 90H261V87H260ZM259 90V92H260ZM23 92V90H21ZM27 91V90H26ZM41 91V92H40ZM175 91V90H173ZM192 91V90H191ZM189 91V92H191ZM239 91V90H238ZM252 91V90H251ZM262 91H264V89L262 88ZM30 92L32 93V91H28V92H25V97L26 94H30ZM46 92V91H45ZM151 92H148V94L146 96H148V99L149 97L153 99V94L151 95ZM160 92V91H159ZM163 92V91H162ZM187 92V91H185ZM198 92V91H197ZM203 92V91H202ZM205 92V91H204ZM212 92V91H211ZM223 92V91H222ZM227 92V91H226ZM229 92V93H230ZM236 92V91H235ZM242 92V90H241ZM255 92V91H254ZM254 92H251V93H254ZM258 92V93H259ZM40 93V94H39ZM158 93V92H157ZM171 92H169L170 94ZM178 93V92H177ZM207 93V92H206ZM262 93V92H261ZM260 93V95H262ZM23 94V93H22ZM35 94V96H37ZM163 94V93H161ZM160 94V95H161ZM179 94V93H178ZM228 94V93H227ZM234 94V93H233ZM238 94V93H237ZM155 95V93H154ZM219 95V94H218ZM217 95V97H218ZM232 95V93H231ZM236 95V94H234ZM250 95V94H248ZM252 95V94H251ZM257 95V94H256ZM29 96V95H28ZM32 96V95H31ZM30 96V97H31ZM152 96V97H151ZM158 96V95H157ZM203 96V95H202ZM233 96V95H232ZM23 97L20 96V98ZM34 97V96H32ZM40 97V96H39ZM43 97V96H41ZM47 97V96H46ZM50 97V99H51ZM143 97V98H144ZM163 96H161V99H162ZM204 97V96H203ZM214 97V96H212ZM251 97V96H249ZM260 97V96H259ZM264 97V96H263ZM34 98H37V97H34ZM49 98V97H48ZM94 98V97H93ZM92 98V99H93ZM119 98V99H118ZM157 98V97H156ZM160 98V97H159ZM189 98V97H188ZM224 98V97H222ZM39 99V98H38ZM42 99V98H41ZM67 99L65 100L66 103L68 104L69 102H67ZM76 99V100H77ZM83 99V98H82ZM90 98V100H92ZM96 99V97H95ZM159 99V100H161ZM262 99V98H261ZM3 100H6V99H3ZM30 100V99H29ZM54 100V101H56ZM86 100V99H85ZM84 100V101H85ZM88 100V99H87ZM98 100V99H96ZM106 100V99H105ZM104 100V103H106V101ZM110 100V99H109ZM146 100V99H144ZM154 100V99H153ZM189 100V99H187ZM224 100V99H223ZM226 100V99H225ZM231 100V99H230ZM229 99L227 101H230ZM252 100V99H250ZM249 100V101H250ZM257 101L260 100V99H256ZM264 100V98H263ZM262 100V101H263ZM37 101V100H36ZM43 101V100H42ZM53 101V100H52ZM57 101L55 102L57 104ZM73 101V99H72ZM81 101V100H80ZM100 101V99H99ZM192 101V100H190ZM205 101V99H204ZM255 101V100H254ZM8 102V101H7ZM6 102V103H7ZM62 102V101H61ZM71 102V101H70ZM91 102V101H90ZM111 102V100H110ZM120 102V101H119ZM166 102V101H165ZM175 102V101H174ZM215 102V100H214ZM224 102V101H223ZM238 102V101H237ZM55 103H54V106H55ZM63 103V102H62ZM65 103V102H64ZM76 103V102H75ZM83 103V102H82ZM93 103V102H92ZM97 103V102H96ZM95 103V104H96ZM108 103V102H107ZM120 103V104H121ZM169 105L170 103L167 102ZM166 103V104H167ZM232 103V102H231ZM230 102H228L229 106L231 104ZM264 103V101L262 102ZM18 104V103H17ZM60 104V103H59ZM81 104V103H80ZM91 104V103H90ZM102 104V103H101ZM111 104V103H110ZM118 104V103H117ZM165 104V105H166ZM173 104V103H171ZM197 104V103H196ZM215 104V103H213ZM217 104V105H218ZM227 104V103H226ZM227 104V105H228ZM3 105V104H2ZM70 105V104H69ZM75 105V104H74ZM89 105V104H87ZM86 105V106H87ZM174 105V104H173ZM209 105V104H208ZM216 105V104H215ZM215 105L213 106L212 109H214ZM226 105V107H227ZM233 105V103L231 104V106ZM262 105V104H261ZM58 106V104H57ZM56 106V107H57ZM84 106V104L82 105ZM95 106V105H94ZM93 106V107H94ZM100 106V105H99ZM103 106V105H102ZM120 106V105H119ZM118 106V107H119ZM124 106V107H125ZM168 106V105H166ZM165 106V108H166ZM191 106V105H190ZM229 106L227 108H229ZM230 106V107H231ZM23 108V106H21ZM59 107V106H58ZM64 107L67 108L66 104L64 105ZM101 107V106H100ZM110 107V106H109ZM123 107V105H122ZM123 107V109H124ZM172 107V106H170ZM174 107V106H173ZM193 107V106H192ZM218 107V106H216ZM215 107V109H216ZM225 107V109H227ZM25 108V107H24ZM31 108V107H30ZM66 108H63V105H62V110L65 111ZM83 108V107H82ZM264 108V107H263ZM262 108V109H263ZM56 109V108H55ZM58 109V108H57ZM65 109V110H64ZM72 109V106L70 107V110ZM76 111L78 112V108H75ZM75 109H74V112H75ZM81 109V108H80ZM89 109V108H88ZM91 109V108H90ZM111 109V108H110ZM117 109V108H116ZM120 109V108H119ZM129 109V108H128ZM183 111H181V110ZM185 109V108H184ZM207 111H206V110ZM211 109V107H210ZM212 109L210 111H212ZM1 110V109H0ZM59 110V109H58ZM61 110V109H60ZM70 110L68 109L69 113L71 114V112H73V110L70 112ZM83 110V109H82ZM82 110L81 113H82ZM115 110V109H114ZM121 110V109H120ZM125 110V109H124ZM123 110V111H124ZM165 110V111H163ZM175 110H180L179 113H176L178 111H175ZM242 110V111H241ZM247 110V109H246ZM255 110V109H254ZM67 111V110H66ZM67 111V112H68ZM79 111V112H80ZM96 111V110H95ZM94 111V112H95ZM122 111V110H121ZM121 111H118L121 115ZM128 111V110H127ZM168 111V112H169ZM228 111V110H227ZM260 111H261V108H260ZM6 112V111H5ZM87 112V111H86ZM113 112V111H112ZM254 112V111H253ZM258 112V111H257ZM264 112V111H263ZM262 112V113H263ZM59 113V112H58ZM64 113V112H63ZM66 113V112H65ZM68 113V114H69ZM84 113H85V110H84ZM82 113V114H84ZM92 113V112H91ZM106 113V112H105ZM115 113V112H114ZM117 113V112H116ZM115 113V114H116ZM124 114L122 115L123 117H118L119 119L121 118L122 121L123 119L125 118V116H129L128 114H125V113H128V112H123ZM242 113V114H241ZM61 114V113H60ZM67 114V115H68ZM69 114V115H70ZM80 114V113H79ZM114 114V115H115ZM261 114V112L259 113ZM73 115V114H72ZM75 115V114H74ZM81 115V114H80ZM79 115V116H80ZM94 115V114H93ZM105 115V114H104ZM107 115V114H106ZM111 115V114H110ZM113 115V113H112ZM117 115V114H116ZM253 115V114H252ZM262 115V114H261ZM95 116V115H94ZM99 116V115H98ZM119 116V114L117 115ZM63 117V116H62ZM68 117V116H67ZM73 117V116H72ZM77 117V116H76ZM82 117V115L80 116ZM90 117V116H89ZM93 117V116H92ZM103 117V116H102ZM101 116L98 117V118H102ZM111 117V116H110ZM107 118L106 119H102L101 121L98 120L97 116L96 117H93L95 118V120L98 122L97 125L99 124L98 128H95V129H92L90 130V127L92 126H88L89 129L86 127V129H88L89 131L88 132H84V133H80V131L82 132V128L80 130H77L74 129L73 127H71V129L69 130V132L66 133L68 134V137L64 136L65 138H73L71 139V145H74V142H77V143H82L83 141H85L86 139H82L83 141H81V139L79 140V137L80 138H83V136H86L87 138L90 137V135H92L91 137L95 136V138H90L91 139H95L96 142L100 143L101 142V145L103 142V144L107 145L106 148H109L110 147H113V148H116L117 147V142L115 140V135L114 136V128L116 127L117 129V122H116V126L114 127V124L112 126H110V124H112L110 122L109 119H112L111 118ZM171 117V118H170ZM180 117V116H179ZM260 117V116H259ZM258 117V118H259ZM56 118V117H55ZM64 118H66L64 116ZM70 116L68 118H66L64 120V123L67 124L68 122L71 124V125H75V122L77 124V121L78 119L73 123V121L75 120H70L69 119ZM75 118V117H74ZM127 118V117H126ZM130 118V117H129ZM240 118V117H239ZM238 118V119H239ZM243 117H241V119H243ZM264 118V117H263ZM6 119V118H5ZM62 119V118H61ZM83 119V117H82ZM91 119L90 121H92V118H89ZM116 119V118H114ZM112 119V120H114ZM128 119V118H127ZM245 119V118H244ZM80 120V119H79ZM94 120V119H93ZM94 120V121H95ZM111 120V121H112ZM126 120V119H125ZM176 120V119H175ZM261 120V118H260ZM52 121V120H51ZM67 123H66V122ZM87 121V120H86ZM93 121V123H94ZM118 121V120H117ZM121 121V123H122ZM130 121V119L128 120ZM128 121H124V122H127ZM132 121V120H131ZM240 121V119L238 120ZM236 121V122H238ZM264 121V120H263ZM262 121V122H263ZM81 122V121H80ZM78 122V124L80 123ZM85 122V121H84ZM115 121H113L114 123ZM123 122V123H124ZM174 122V121H173ZM240 122H243L240 121ZM91 122H89L90 124ZM227 123V124H226ZM244 123V122H243ZM69 124V125H70ZM86 124V122H85ZM88 122H87V125H89ZM92 124V123H91ZM120 124V122L118 123ZM171 126V128L167 125ZM238 124V123H237ZM241 124V123H240ZM239 124V125H240ZM68 125V124H67ZM66 125V126H67ZM68 125V126H69ZM70 125V126H71ZM84 126L83 124L80 123L79 126ZM95 125V124H93ZM121 125V124H120ZM125 125V124H124ZM123 125V126H124ZM133 125H136V124H133ZM163 125H166V127ZM58 126V125H57ZM69 126V127H70ZM77 126V125H75ZM74 126V127H75ZM122 126V127H123ZM94 127V126H93ZM92 127V128H93ZM96 127V126H95ZM111 127V128H110ZM112 127H114L112 129ZM137 127V126H136ZM167 127H169L167 129ZM235 127V126H234ZM257 127V125H256ZM255 127V128H256ZM80 128V127H79ZM85 128V127H84ZM225 130L223 131L222 129ZM230 128V127H229ZM233 128V127H232ZM262 128V127H261ZM51 129V128H50ZM86 129H84V131H87ZM123 129V128H122ZM136 129V128H135ZM164 129V130H163ZM227 129H228V126H227ZM68 130V129H67ZM132 130V129H131ZM229 130V129H228ZM227 130V131H228ZM231 130V129H230ZM237 130H240V129H237ZM261 130V129H260ZM120 131V130H119ZM126 131V130H125ZM258 131V130H257ZM53 132V131H52ZM122 132V131H121ZM120 132V133H121ZM137 132V131H136ZM219 132V131H218ZM221 132V133H222ZM46 133V132H45ZM118 132L116 131V134ZM118 133V134H120ZM124 133V134H125ZM144 133V134H143ZM215 133V132H214ZM230 133V131L228 132ZM234 133V132H232ZM239 136V140L241 141L242 138H240L241 135L240 134V131L237 132ZM245 133V132H244ZM256 133V132H255ZM258 133V132H257ZM43 134V133H42ZM123 134V135H124ZM135 134V133H134ZM140 134V133H139ZM220 134V133H219ZM225 134V133H224ZM243 135V133H241ZM254 134V133H253ZM259 134V133H258ZM141 135V134H140ZM221 135V134H220ZM219 135V136H220ZM228 135V134H227ZM231 135V134H230ZM229 135V136H230ZM248 135V134H247ZM246 135V136H247ZM43 136V135H42ZM134 136V135H133ZM138 136V135H137ZM214 136V134L212 135ZM237 136V137H238ZM245 136V135H244ZM243 136V137H244ZM245 136V137H246ZM252 136V134H251ZM255 136V135H253ZM257 136V135H256ZM260 136V135H258ZM50 137V136H49ZM84 137V138H86ZM119 137V136H117ZM116 137V138H117ZM135 137V136H134ZM144 137H143V140H144ZM222 137V136H221ZM220 137V138H221ZM250 137V136H249ZM52 138V137H51ZM126 138V137H125ZM213 138V137H212ZM217 138V137H215ZM213 138V139H215ZM219 138V139H220ZM251 138V137H250ZM253 138V137H252ZM249 139L248 136H247V140H249V144H248V141H247V144L246 145V141H245V146H246V151L245 150V146H241V148H244L243 149V153L246 151V157H250L251 156V160H254L255 158H257V156H259L258 154H260V158L262 157L263 159V162L264 163V146H257V141L258 137L254 139ZM49 139V138H48ZM68 139V140H69ZM133 139V140H132ZM222 139V138H221ZM220 139V140H221ZM232 139V138H230ZM260 139V138H259ZM67 140L66 143H69V141ZM95 142V141H93ZM122 140V139H121ZM219 140V141H220ZM224 140V139H222ZM237 140V141H239ZM131 141H133L131 143ZM227 141V139L225 140ZM230 141V140H229ZM228 141V142H229ZM232 141V140H231ZM230 141V142H231ZM90 142V141H89ZM95 142V143H96ZM125 142V141H124ZM223 142V141H222ZM242 142V141H241ZM76 143V144H77ZM93 143V145L95 144ZM243 143V142H242ZM263 143V142H262ZM79 144V145H80ZM85 144V143H83ZM86 144H87V140H86ZM97 144V143H96ZM140 144V145H142ZM208 144V143H207ZM210 144V143H209ZM227 144V143H226ZM235 144H237L235 142ZM244 144V143H243ZM241 144V145H243ZM41 145V144H40ZM70 145V146H71ZM92 145V144H90ZM93 145L91 147H93ZM137 145V146H136ZM222 145V144H221ZM232 145V143H231ZM264 145V144H263ZM89 146V145H88ZM104 146V145H103ZM120 146V145H118ZM124 146V145H123ZM176 146V147H175ZM213 146V145H212ZM233 146L235 147V145L233 144ZM240 146V145H238ZM39 147V146H38ZM76 147V146H75ZM74 147V148H75ZM78 147V145H77ZM90 147V146H89ZM98 147V146H97ZM102 147V146H101ZM127 147V146H126ZM172 147H174V149H172ZM210 149L212 148L211 146H209ZM222 147V146H221ZM226 147V146H225ZM58 148V147H57ZM68 148H69V145H68ZM67 148V149H68ZM73 148V147H71ZM83 148V147H82ZM85 148V147H84ZM87 148V146H86ZM104 148V147H102ZM177 148H180L177 147ZM63 149V148H62ZM65 149V148H64ZM63 149V150H64ZM76 150L78 148H75ZM111 149V148H110ZM171 149V150H170ZM182 149V150H183ZM229 149V147H228ZM227 149V150H228ZM231 149V148H230ZM229 149V150H230ZM236 148H234L235 150ZM39 150V149H38ZM62 150V151H63ZM84 149L81 150V147H79V151L81 153V151H83ZM90 150V149H89ZM94 150V149H93ZM96 150V149H95ZM108 150V149H107ZM208 150V149H207ZM206 148H205V151H207ZM215 150V149H213ZM219 150V149H218ZM226 150V148H225ZM224 150V151H225ZM226 150V151H227ZM228 150V151H229ZM245 150V151H244ZM54 151V150H53ZM59 151V150H57ZM65 151V150H64ZM88 151V150H87ZM92 151V150H91ZM97 151L99 152V147L97 149ZM96 151V152H97ZM105 151V149L103 150ZM171 151L172 154L176 151ZM180 151V150H178ZM217 151V149H216ZM223 151V150H222ZM227 151V152H228ZM24 152V151H23ZM37 152V151H36ZM39 152V151H38ZM71 151H68V155ZM78 152V151H76ZM85 152V151H83ZM82 152V154H83ZM97 152V153H98ZM102 152V150H101ZM109 152V151H108ZM112 152V151H111ZM127 152V151H126ZM125 152V153H126ZM149 152V153H148ZM153 154V156L150 154ZM170 152V154H171ZM184 152V151H183ZM182 152V153H183ZM209 152V150H208ZM226 152V153H227ZM242 152V151H241ZM239 152V153H241ZM249 152V154L247 153ZM21 153V152H20ZM64 154V152H62ZM65 152V154H67ZM73 153V152H72ZM71 153V154H72ZM91 153V152H90ZM94 153V151H93ZM93 153L91 155V157L93 156ZM103 153V152H102ZM154 153H155V159L153 158L154 157ZM180 153V152H179ZM215 153V152H214ZM224 153V152H223ZM222 153L223 156H227V155H224ZM242 153V154H243ZM77 154V153H76ZM79 155V157L83 160V158L81 157L82 156ZM85 154V153H84ZM107 154V153H106ZM184 154V153H183ZM210 154H211V150H210ZM45 155V154H44ZM55 155V154H54ZM58 155V154H57ZM62 155V154H61ZM67 155V156H68ZM72 155H75L74 153ZM71 155V156H72ZM105 155V154H104ZM109 155V154H108ZM124 155V154H122ZM182 155V154H181ZM186 155V154H185ZM199 155V154H198ZM218 155V154H217ZM220 155L219 153V157L222 156ZM232 155V154H231ZM60 156V155H59ZM65 157V155H62ZM62 156L61 159L63 158ZM87 156V155H86ZM116 156V155H115ZM125 156V157H126ZM155 160L154 162H152L153 160H150L151 157ZM168 156V155H167ZM170 156V155H169ZM182 159L180 157V160L178 161H174L173 157H175L173 155L172 159H170V157H167L168 158V166H169V163H171L170 165H172V168L171 169H175V168H182V167H188V169L190 170H195L197 172H209V173H212V175L214 176H218V182H217V185L216 187L213 185V187H215V191H214V196L216 193H224L225 196L227 197H230V199L232 200L231 202H235L237 201L238 199V196L240 195V192L239 190H237L234 186H232L233 184H231L230 180L233 179L232 177H235L239 174V171L238 169H240V165L244 162H242L240 165L238 166H233L231 163L229 166V162L228 164H221V163H214L216 162V160L212 163V162H207V161H204V160H200V157L197 158H193V159H187L185 158L184 155H182ZM216 156V155H215ZM222 156V158H223ZM230 156V155H229ZM25 157V156H24ZM53 157V156H52ZM56 157V156H55ZM58 157V156H57ZM56 157V159H57ZM96 157V156H95ZM98 157V155H97ZM102 157V154L101 156ZM107 157V156H106ZM110 157V156H109ZM117 157V156H116ZM121 157V156H120ZM207 157V155H206ZM241 157V156H240ZM255 157V158H254ZM31 158V157H30ZM70 158V157H69ZM75 158V157H74ZM94 158V157H92ZM91 158V159H92ZM104 158V156L102 157V159ZM115 158V157H114ZM166 158V159H167ZM203 158V156L201 157V159ZM25 159V158H24ZM53 159V158H52ZM55 159V158H54ZM60 159V158H59ZM89 159V158H88ZM100 159V158H99ZM99 159H96L97 162H99ZM101 159V161H103ZM170 159V160H169ZM205 159V158H204ZM208 159V158H206ZM205 159V160H206ZM226 159V158H224ZM231 159V158H230ZM243 159V158H242ZM246 159V158H244ZM243 159V160H244ZM259 159V157H258ZM257 159V160H258ZM261 159V160H262ZM19 160V159H18ZM74 160V159H72ZM71 160V161H72ZM87 160V159H86ZM93 160V159H92ZM107 159L105 158L104 161L105 162H100V164L98 163V165H94L92 162V164L95 166H92L90 163L88 162H83L84 164L85 163H88L91 165V167L93 168L92 170H97V167L101 168L102 169V166L103 164H105L107 161ZM209 160V159H208ZM213 159L209 160V161H212ZM218 160H220V158H218ZM227 160V159H226ZM249 160V159H248ZM249 160V162L251 161ZM256 160V159H255ZM26 161V160H25ZM51 161V160H50ZM54 160H52L53 162ZM77 161V160H76ZM78 161H79V158H78ZM94 161V160H93ZM95 161V162H96ZM120 161V160H119ZM158 161L156 164H158ZM221 161V160H220ZM229 161V160H227ZM226 161V162H227ZM231 161V160H230ZM239 161V160H238ZM237 161V162H238ZM242 161V160H240ZM55 163L54 166H52L53 168V173L54 175L56 174H59V169L58 167L60 168V166H58V160L56 161L55 160ZM81 162V160H80ZM234 162H236L234 160ZM256 162V161H254ZM21 163V162H20ZM54 163V162H53ZM82 163V162H81ZM125 163V162H124ZM176 165H173L175 164ZM224 163V162H223ZM239 163V162H238ZM253 163V162H252ZM257 163V162H256ZM63 164V163H62ZM61 164V165H62ZM77 164V163H76ZM82 164V165H84ZM87 164V165H88ZM235 165V163H233ZM248 164V163H247ZM80 165V164H79ZM85 165V167L87 166ZM117 165H118V162H117ZM122 165V164H121ZM124 165V164H123ZM154 165V166H153ZM223 165H228V167H225ZM256 165V164H255ZM8 166V164H7ZM163 166V165H162ZM257 166V165H256ZM262 166V165H261ZM4 167V166H3ZM6 167V166H5ZM36 167V166H35ZM80 167V166H79ZM82 167V166H81ZM84 167V166H83ZM90 166H88L89 168ZM124 167V166H123ZM159 168H161L160 166H158ZM165 167V166H163ZM162 167V168H163ZM240 167V168H239ZM260 167V166H259ZM50 168V167H49ZM87 168V167H86ZM119 168V167H118ZM170 168V167H169ZM244 168V167H243ZM262 168V167H261ZM30 169V168H29ZM107 169V168H106ZM170 169V170H171ZM246 168H244L245 170ZM251 169V168H250ZM3 170V169H2ZM28 170V169H27ZM65 170V168H64ZM79 170V169H78ZM86 170V169H85ZM90 170V169H89ZM159 170H161L162 172H160ZM184 170V169H183ZM186 170V169H185ZM242 171V169H240ZM249 170V169H248ZM166 171V170H165ZM169 171V170H168ZM174 171V170H172ZM171 171V172H172ZM176 171V169H175ZM174 171V172H175ZM188 171V170H187ZM194 171V173H195ZM240 171V172H241ZM92 172V171H91ZM178 172V171H177ZM180 172V170H179ZM190 172V171H189ZM192 172V171H191ZM196 172V173H197ZM262 172V171H261ZM38 173V172H37ZM62 173V172H61ZM85 173V172H84ZM86 173H89L87 170H86ZM121 174V172H119ZM166 173V172H165ZM250 173V172H249ZM92 174V173H91ZM125 174V176H127ZM164 174V175H163ZM168 174V173H167ZM166 174V175H167ZM178 174V173H177ZM180 174V173H179ZM182 174V173H181ZM188 174V173H186ZM7 175V174H5ZM77 175V174H76ZM86 175V174H85ZM172 175V174H171ZM190 175V174H189ZM223 175V176H222ZM240 175V174H239ZM238 175V176H239ZM11 176V175H10ZM79 176V175H78ZM121 176V175H120ZM195 176V175H194ZM198 176V175H196ZM209 176V174H208ZM35 177V176H34ZM57 177V175L55 176V178ZM81 177V176H80ZM87 177H89V175H87ZM122 177V176H121ZM16 178V177H15ZM165 178V177H164ZM214 178V177H212ZM210 177V180L212 179ZM216 178V177H215ZM246 178V177H245ZM244 178V179H245ZM7 179V178H6ZM19 179V178H18ZM59 179V178H58ZM88 179V178H87ZM86 179V180H87ZM91 180L93 178H90ZM166 179L168 181V178L166 176ZM173 179V178H172ZM175 180L178 179V178H174ZM209 179V178H208ZM9 180V179H8ZM55 180V179H54ZM85 180V179H83ZM89 180V179H88ZM90 180V181H91ZM125 180V179H124ZM185 180V179H184ZM204 180V178H203ZM241 180V179H240ZM11 181V180H10ZM57 181V179H56ZM64 181V180H63ZM122 181V180H121ZM167 181H164L167 182ZM172 181V180H170ZM209 181V180H208ZM207 181V182H208ZM213 180H211L212 182ZM23 182V181H22ZM86 182V181H85ZM97 182V181H96ZM94 180H92V183H96ZM104 182V181H103ZM173 182V181H172ZM171 182V183H172ZM177 182V180H176ZM180 182V180H179ZM177 183V185L182 189L181 191L185 190L183 189L184 187H186V182L183 183V180L181 179V183ZM240 182V181H239ZM67 183V182H66ZM79 183V182H78ZM81 183V182H80ZM110 183V182H109ZM169 183V184H171ZM206 183V182H205ZM17 184V183H16ZM82 184V183H81ZM98 184V183H97ZM101 184V183H100ZM111 184V183H110ZM124 184V182L122 183ZM169 184L167 185L169 187ZM185 184V186L183 185ZM208 184V183H207ZM210 184V183H209ZM213 184V182H212ZM257 184V183H256ZM108 185V184H107ZM120 185V184H119ZM175 185V184H173ZM171 185V186H173ZM175 185V186H177ZM206 185V184H205ZM14 186V185H13ZM104 186V185H103ZM110 186V185H109ZM166 186V187H167ZM184 186V187H183ZM187 186H190V185H187ZM199 186V185H197ZM207 186V185H206ZM205 186V187H206ZM56 187V186H55ZM70 187V186H69ZM166 187L164 189H166ZM192 187V186H191ZM208 187V186H207ZM241 187V186H240ZM261 187V186H260ZM259 187V188H260ZM84 188V187H83ZM92 188V187H91ZM90 188V189H91ZM107 188V186L105 187ZM193 188V187H192ZM2 189V188H0ZM67 189V188H66ZM110 189V188H109ZM151 189V188H150ZM169 190V188H167ZM179 189V188H178ZM189 189V187H188ZM194 189V188H193ZM211 189V188H209ZM240 189V188H239ZM36 190V189H34ZM81 190V189H80ZM84 190V189H83ZM88 190V189H87ZM166 190V191H168ZM196 190V188H195ZM194 190V191H195ZM207 190V189H206ZM246 190V189H244ZM243 190V192H245ZM261 190V189H260ZM263 190V189H262ZM48 191V190H47ZM180 191V190H179ZM189 191V190H188ZM187 191V192H188ZM199 191V190H198ZM201 191V190H200ZM205 191V190H203ZM202 191V192H203ZM208 191V190H207ZM89 192V191H88ZM192 192V190H191ZM191 192H189L191 194ZM197 192V191H195ZM193 192V193H195ZM20 193V192H19ZM127 193V192H126ZM129 193V192H128ZM127 193V195H128ZM129 193V195L131 194ZM154 193V191H153ZM166 193V192H165ZM184 193V191H183ZM192 193V194H193ZM198 193V192H197ZM207 193V192H206ZM206 193H203V194H206ZM210 193V192H209ZM207 193V194H209ZM2 195V192L0 193ZM4 194V192H3ZM53 194V193H52ZM79 194V193H78ZM88 193H86L87 195ZM116 194H119V198L117 199V195ZM145 194V193H144ZM167 194V193H166ZM81 195V194H80ZM122 195V197H121ZM128 195V196H129ZM157 195L155 196H151L150 195V199L147 200L145 203L146 204H141V208L138 207V205L136 202L132 203V212L134 213H138V215H140V211L142 209V211L144 212L145 211V208H153L155 207V203L153 201V199L151 197H156ZM160 195V198L158 200H160V203L158 205H162L160 206V208H162L163 210V207H165L168 203L166 201V197H165V200H163V196ZM179 195V194H178ZM211 195V194H210ZM209 195V196H210ZM245 195V194H244ZM3 196V195H2ZM36 196V195H35ZM83 196V194H82ZM184 196V195H183ZM193 196V195H192ZM200 195H198L199 197ZM204 196V195H203ZM213 196V197H214ZM5 197V196H4ZM3 197V198H4ZM55 197V196H54ZM72 197V196H71ZM75 197V196H74ZM81 197V196H80ZM99 197V196H98ZM121 197V198H120ZM127 196H125V199ZM144 197V196H143ZM194 197V196H193ZM10 198V197H9ZM14 198V197H13ZM29 198V197H28ZM175 198V197H174ZM173 198V199H174ZM197 198V197H196ZM208 198V196H207ZM0 199H2V197H0ZM35 199V198H34ZM77 199V198H76ZM79 199V198H78ZM101 199V198H99ZM134 199V198H133ZM225 199V198H224ZM8 200V199H7ZM29 200V199H28ZM45 200V199H44ZM59 200V199H58ZM80 200V199H79ZM78 200V201H79ZM86 200V199H85ZM123 200V199H122ZM142 200V199H141ZM144 200V199H143ZM146 200V199H145ZM217 200V199H216ZM2 201V200H1ZM0 201V202H1ZM11 201V200H10ZM60 201V200H59ZM69 201V200H68ZM67 201V202H68ZM71 201V200H70ZM73 201V200H72ZM87 201V200H86ZM106 201V200H105ZM126 201V200H125ZM128 201V200H127ZM135 201V199H134ZM172 201V200H171ZM15 202V201H14ZM34 202V201H32ZM37 202V201H36ZM40 202V201H39ZM38 202V203H39ZM113 202V204H114ZM123 202V201H122ZM201 202V201H200ZM243 202V201H242ZM41 203V202H40ZM39 203V204H40ZM76 203V202H75ZM78 203V202H77ZM94 203V202H93ZM107 203V202H106ZM119 203V202H117ZM126 203V202H125ZM123 203V204H125ZM154 203V205H153ZM180 203V202H178ZM197 203V202H196ZM194 203V204H196ZM223 203V202H222ZM227 203V202H226ZM1 204V203H0ZM46 204V203H45ZM55 204V203H54ZM62 204V203H61ZM67 204V203H66ZM71 204V203H70ZM105 204V203H104ZM120 204V203H119ZM122 204V203H121ZM122 204V205H123ZM170 204V203H169ZM187 204V203H186ZM194 204L193 207H194ZM253 205V203H251ZM49 205V204H48ZM57 205V204H56ZM72 205V204H71ZM70 205V206H71ZM83 204H80L79 206L81 207ZM128 205V204H127ZM177 205V204H176ZM179 205V204H178ZM198 205V204H197ZM196 205V206H197ZM200 205V204H199ZM207 205V204H206ZM236 205V204H235ZM238 205V204H237ZM240 205V204H239ZM245 205V204H244ZM243 205V206H244ZM10 206V205H8ZM23 206V205H22ZM36 206V205H35ZM52 206V205H51ZM85 207V204L83 205ZM82 206V207H83ZM114 206V205H113ZM121 205H119L120 207ZM124 206V205H123ZM241 206V205H240ZM239 206V207H240ZM250 206V205H249ZM26 207V206H25ZM81 207V208H82ZM82 208V209H86V208ZM116 207V206H115ZM118 207V206H117ZM169 207V206H168ZM167 206L165 208H168ZM181 207V206H180ZM192 207V208H193ZM198 207V206H197ZM203 207V206H202ZM230 207V206H229ZM238 207V206H237ZM248 207V205H247ZM11 208V207H10ZM55 208V207H54ZM76 208V207H75ZM78 208V207H77ZM76 208V209H77ZM80 208V209H81ZM90 208V207H89ZM107 208V206H106ZM126 208V207H124ZM123 208V209H124ZM130 208V209H131ZM157 208L159 209V206H157ZM156 207L153 208V209H157ZM164 208V209H165ZM204 208V207H203ZM243 208V207H242ZM15 209V208H14ZM78 209V212L79 210ZM88 209V208H87ZM86 209V210H87ZM115 209V208H114ZM144 209V210H143ZM177 209V208H176ZM253 209V208H252ZM52 210V209H51ZM126 210V209H124ZM241 210V209H240ZM244 210H247V209H244ZM2 211V210H1ZM12 211V210H11ZM56 211V210H55ZM65 211V210H64ZM77 211V210H76ZM115 211V210H114ZM121 211V210H120ZM128 211V210H127ZM126 211V212H127ZM130 211V210H129ZM156 211V210H155ZM158 211V210H157ZM170 211V210H169ZM168 211V212H169ZM174 211V210H173ZM178 211V210H177ZM197 211V210H196ZM238 211V210H237ZM5 212V211H4ZM26 212V211H25ZM74 212V211H73ZM84 213L86 212L85 210L83 211ZM82 212V213H83ZM131 212V211H130ZM131 212V213H132ZM148 212V211H147ZM151 212V211H150ZM149 212V213H150ZM161 212V211H159ZM166 212V211H165ZM167 212V213H168ZM189 212V211H188ZM11 213V212H10ZM20 213V212H19ZM82 213H78V214H82ZM83 213V215H85ZM120 213V212H118ZM124 213V212H123ZM147 213V214H149ZM152 213V212H151ZM163 213V212H162ZM173 213V212H172ZM182 213V212H181ZM264 213V212H263ZM66 214V213H65ZM71 214V213H70ZM75 214V213H74ZM78 214L76 215L77 216V219L80 218L82 216V219L85 217L83 215H79L80 217H78ZM92 214V213H91ZM126 214V213H124ZM133 214V213H132ZM155 214V213H154ZM166 214V213H165ZM170 214V213H169ZM179 214V213H178ZM89 215V214H88ZM127 215V214H126ZM150 215V214H149ZM182 215V214H181ZM218 215V214H217ZM263 215V214H262ZM21 216V215H20ZM72 216V215H70ZM167 216V215H166ZM169 216V215H168ZM19 217V216H18ZM75 217V216H74ZM73 217V218H74ZM122 217V216H120ZM124 217V216H123ZM136 217V216H135ZM146 217V216H145ZM148 217V216H147ZM245 217V216H244ZM10 218V217H9ZM8 218V219H9ZM23 218V216H22ZM70 218V217H69ZM87 218V217H86ZM156 219H158L157 217H155ZM213 218V217H211ZM16 219V218H15ZM80 219V220H82ZM90 219V218H89ZM147 219V218H146ZM174 219V218H173ZM79 219H78V222H81ZM84 220L86 221L87 219L84 218ZM137 224L140 223L137 221V218L134 219ZM139 220V219H138ZM149 220H152V219H149ZM71 221V220H70ZM76 221V219H74V222ZM83 221V220H82ZM83 221V223L85 222ZM140 221V220H139ZM144 221V220H143ZM156 221V220H154ZM159 221V220H158ZM162 221V220H161ZM178 221V219H177ZM216 221V220H215ZM229 221V220H228ZM240 221V220H239ZM1 222V221H0ZM16 222V221H15ZM87 222V221H86ZM90 222V221H89ZM179 222V221H178ZM221 222V221H220ZM33 223V222H32ZM51 223V222H50ZM82 223V222H81ZM82 223V224H83ZM88 223V222H87ZM87 223H84V226H82V228L80 229L79 227V230H77V233L79 234V236L81 234H91L89 233L90 231H92L91 229H93L94 227H90L89 226V223L87 225ZM91 223V222H90ZM100 223V222H99ZM143 223V222H142ZM140 223V224H142ZM144 223H146L144 221ZM154 223V222H153ZM174 223V222H173ZM172 223V224H173ZM224 223V222H223ZM8 224V223H7ZM77 224V223H76ZM134 224V223H132ZM150 224V223H149ZM157 224V223H155ZM4 225V224H3ZM2 225V226H3ZM13 225V224H12ZM78 225V224H77ZM93 225V223L91 224ZM135 225V224H134ZM143 225V224H142ZM75 226V225H74ZM133 226V225H132ZM139 226V224H138ZM146 226V225H145ZM6 227V226H4ZM35 228V226H33ZM45 227H48V226H45ZM44 227V228H45ZM141 227V225L139 226V228ZM148 227V225H147ZM2 228V227H1ZM0 228V229H1ZM49 228V227H48ZM97 228V227H96ZM241 228V227H240ZM47 229V228H46ZM137 230V228H135ZM143 229V228H142ZM150 231L148 232H143V235L141 236L142 237V240L140 238V241H139V238L133 241H136L134 242L135 245H136V248L137 250L141 251L140 249H144L142 246H145L147 245L148 243L150 244V242H153L151 241L153 238H154V233L153 231H151V228H149ZM147 229V230H149ZM221 229V228H220ZM2 230V229H1ZM50 230V229H49ZM99 230V229H98ZM101 230V229H100ZM146 230V229H145ZM43 231V230H42ZM45 235L42 233H40L41 235H44L46 237V240L48 239H52V232H48L47 230H45ZM139 231V230H138ZM137 231V232H138ZM176 231V230H175ZM221 231V230H220ZM223 231V230H222ZM46 232H48V234H46ZM99 232V231H98ZM133 232V231H132ZM131 232V233H132ZM157 232V231H156ZM6 233V232H5ZM37 233V232H36ZM173 233V232H172ZM76 234V232H75ZM101 234V233H100ZM159 234V233H158ZM196 234V233H195ZM257 234V233H256ZM37 234H35L36 236ZM93 235V234H92ZM103 235V234H102ZM101 235V236H102ZM134 235V234H133ZM38 236V235H37ZM82 236V235H81ZM86 236V235H85ZM84 236V237H85ZM100 236V235H99ZM156 236V234H155ZM167 236V235H166ZM43 237V236H42ZM78 237V236H77ZM135 237V236H134ZM140 237V235H139ZM157 237V236H156ZM168 237V236H167ZM48 238V239H47ZM70 238V237H69ZM172 238V237H171ZM206 238V237H205ZM64 239V238H63ZM4 240V239H3ZM227 241V240H226ZM54 242V241H53ZM52 242V243H53ZM62 242V241H61ZM43 243V242H42ZM56 243H57V240H56ZM101 243V242H100ZM6 244V242H5ZM9 244V243H8ZM48 244V243H47ZM55 244V243H54ZM240 244V242H239ZM4 245V244H3ZM2 245V246H3ZM7 245V244H6ZM4 245V246H6ZM51 245V244H49ZM60 245V244H59ZM83 245V244H82ZM85 245V244H84ZM100 245V244H99ZM2 246H0L2 248ZM9 247L11 246L8 245ZM20 246V245H19ZM52 246V245H51ZM8 247V248H9ZM81 247V246H80ZM147 247V246H145ZM7 248V247H6ZM45 248L44 250L46 249H51V247H49L48 245H42V248L43 249ZM64 248V247H63ZM134 248V247H133ZM151 248V247H150ZM40 249V250H41ZM60 249V248H59ZM121 249V248H120ZM146 249V248H145ZM3 250H5V248L3 247ZM8 250V249H7ZM85 250V249H84ZM118 250V249H117ZM193 250V249H192ZM244 250V249H243ZM2 251V249H1ZM43 251V250H42ZM121 252V250H118ZM128 251V250H127ZM61 252V251H60ZM68 252V251H67ZM70 252V251H69ZM94 252V251H93ZM97 252V251H96ZM99 252V251H98ZM97 252V256H92L91 257H95L97 258V260L102 257H100V254ZM123 252V251H122ZM30 253L31 252H22V253H19L17 258L15 259V263L16 264H29V261L31 260L29 257L30 256ZM56 253V252H55ZM82 253V252H81ZM125 253V252H124ZM133 253V252H132ZM43 254V253H42ZM73 254V253H72ZM105 254V253H104ZM1 255V254H0ZM39 255V254H38ZM78 255V254H77ZM96 255V253H95ZM103 256V255H102ZM263 256V255H262ZM8 257V256H7ZM36 257V256H35ZM81 257V256H80ZM145 257V256H144ZM143 257V258H144ZM6 258V257H5ZM41 258V257H40ZM91 258V259H93ZM94 258V259H95ZM127 258V257H126ZM3 259V258H2ZM2 259H0V261H2ZM13 259V258H12ZM30 259V260H28ZM86 259V261L88 260L87 258H84ZM136 259V258H135ZM148 259V258H147ZM154 259V258H153ZM4 260V259H3ZM10 260V259H9ZM14 260V259H13ZM12 260V261H13ZM38 260V259H37ZM59 260V259H58ZM61 260V259H60ZM83 260V259H82ZM10 261V262H12ZM93 261V260H92ZM104 261V260H103ZM107 261V260H106ZM189 261V260H188ZM187 261V262H188ZM250 261V260H249ZM83 262H85L83 260ZM90 262V260H89ZM96 262V260H95ZM132 262V261H131ZM263 262V261H262ZM261 262V263H262ZM86 264L88 262H85ZM94 263V261H93ZM92 263V264H93ZM100 263V262H98ZM189 263V262H188ZM233 263V262H232ZM250 263V262H249ZM259 262V264H261ZM2 264V263H0ZM13 264V263H12ZM40 264V263H38ZM66 264V263H65ZM78 264V263H77ZM146 264V263H144Z\"/></svg>","mask_w":264,"mask_h":264}]
</instances>
